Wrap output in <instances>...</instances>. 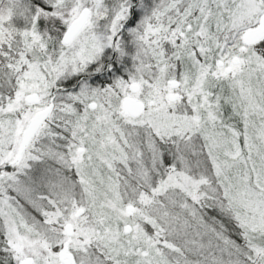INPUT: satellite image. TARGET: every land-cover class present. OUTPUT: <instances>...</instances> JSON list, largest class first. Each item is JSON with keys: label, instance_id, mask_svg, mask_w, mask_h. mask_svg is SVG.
Returning a JSON list of instances; mask_svg holds the SVG:
<instances>
[{"label": "snow or ice", "instance_id": "6c2138e0", "mask_svg": "<svg viewBox=\"0 0 264 264\" xmlns=\"http://www.w3.org/2000/svg\"><path fill=\"white\" fill-rule=\"evenodd\" d=\"M0 264H264V0H0Z\"/></svg>", "mask_w": 264, "mask_h": 264}]
</instances>
